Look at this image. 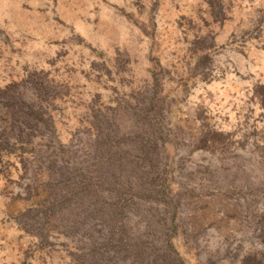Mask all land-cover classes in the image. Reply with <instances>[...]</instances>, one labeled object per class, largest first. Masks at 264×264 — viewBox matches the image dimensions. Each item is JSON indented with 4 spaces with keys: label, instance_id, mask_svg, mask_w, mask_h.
I'll return each instance as SVG.
<instances>
[{
    "label": "rangeland",
    "instance_id": "obj_1",
    "mask_svg": "<svg viewBox=\"0 0 264 264\" xmlns=\"http://www.w3.org/2000/svg\"><path fill=\"white\" fill-rule=\"evenodd\" d=\"M0 264H264V0H0Z\"/></svg>",
    "mask_w": 264,
    "mask_h": 264
}]
</instances>
